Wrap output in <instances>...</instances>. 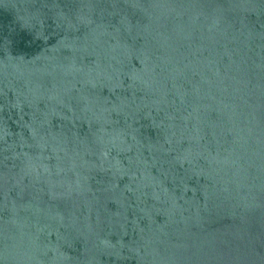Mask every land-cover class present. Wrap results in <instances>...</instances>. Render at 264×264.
Here are the masks:
<instances>
[{
  "label": "water",
  "instance_id": "obj_1",
  "mask_svg": "<svg viewBox=\"0 0 264 264\" xmlns=\"http://www.w3.org/2000/svg\"><path fill=\"white\" fill-rule=\"evenodd\" d=\"M0 264H264V0H0Z\"/></svg>",
  "mask_w": 264,
  "mask_h": 264
}]
</instances>
